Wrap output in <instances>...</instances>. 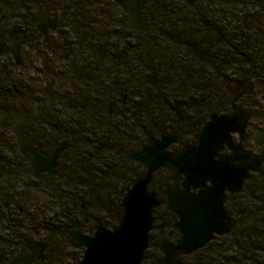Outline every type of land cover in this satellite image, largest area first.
Here are the masks:
<instances>
[{
	"label": "flooded vegetation",
	"instance_id": "af4514ba",
	"mask_svg": "<svg viewBox=\"0 0 264 264\" xmlns=\"http://www.w3.org/2000/svg\"><path fill=\"white\" fill-rule=\"evenodd\" d=\"M119 1L125 0H0V117L9 111L34 116L37 107V119L20 125L27 143L39 154L67 145L59 175L35 177L12 130L14 118L0 120V180L6 177L8 190H15L17 183L38 191V181L54 180L63 169H69L72 179L76 169L78 179L122 180L129 192L147 174L133 155L150 137L176 134L167 153L178 157L198 146L212 116L229 117L237 111L248 116L246 138L241 142L236 133L232 141L242 144L253 160L264 159V140H258V133L264 134V0H126L141 5L145 28L138 29H131ZM43 15L57 26L47 28L46 34L40 31ZM55 35L61 44L51 39ZM14 41L24 43L13 47ZM106 42L110 47H98ZM70 59L86 67L88 78L71 74ZM201 82L209 83L211 90H193ZM51 83L56 95L52 101L46 94ZM43 131L55 139L44 142ZM32 132H37L36 146L42 144L38 149L27 139ZM105 146L108 154L97 152L90 161L92 153ZM220 155L229 157L232 151L224 146ZM106 161L114 164L107 175ZM157 175L162 176L160 193L151 191ZM247 175L241 190L224 192L226 218L220 223L228 224L229 232L214 233L204 248L182 254V264H206L197 256L208 247L211 264H264V162ZM185 180L184 175L175 180L167 167L157 171L150 184L160 202L153 210L150 233L156 242L152 264L163 260V241L176 245L182 239L176 228L181 220L169 208V193L184 190ZM70 185L69 191L83 200L87 193L74 187L75 182ZM199 190L191 187L190 193ZM90 194L81 204L82 224L72 230L81 229L88 237L102 226L98 222L103 215L112 214L118 222L121 214V204L115 210L99 196L93 203ZM19 242L10 257L28 252ZM48 250L47 245L44 257Z\"/></svg>",
	"mask_w": 264,
	"mask_h": 264
},
{
	"label": "water",
	"instance_id": "95a60500",
	"mask_svg": "<svg viewBox=\"0 0 264 264\" xmlns=\"http://www.w3.org/2000/svg\"><path fill=\"white\" fill-rule=\"evenodd\" d=\"M128 13L131 29L145 28L141 17V5L135 7L133 2L119 1ZM47 15L40 16V31L47 33V28L56 29V22L50 21ZM78 31L77 25L74 26ZM82 37V43L85 40ZM24 41H14L13 47H20ZM17 58V54L15 52ZM71 74L79 79L88 78L86 67L77 66L70 59ZM49 80V79H48ZM158 87L156 76L152 77ZM46 94L52 101L56 96L53 83L46 87ZM12 116L15 124L12 128L17 135L21 151L31 163L35 177L43 173L59 175V161L67 145L54 149L49 154L37 153L25 140L20 129L23 122L30 123L37 119L38 109L34 116L17 111L5 112L3 121ZM248 116L236 112L229 117H211V122L203 129L198 146L185 151L178 157L167 153L169 146L176 142V134L159 133L160 140L150 137L149 144L133 155V160L147 167L145 178L138 181L128 192L120 206L118 226L113 230L97 226L92 237L84 236L81 229L70 233V244L75 249H84V256L78 264H143L149 248L150 233L153 230V210L160 205L156 195L149 187L154 174L163 168H170L175 180L180 181L184 175V190L169 193V208L176 213L181 222L176 228L182 233V239L176 244L163 241L160 249L164 254L160 264H182L181 255H189L209 244L214 233L222 235L229 232L228 224L220 222L225 219L223 196L226 190L238 192L249 171H257L263 160H253L242 144H234L232 134H239L241 142L246 138ZM258 140H264V134L258 133ZM260 140V143L262 142ZM227 146L232 155L223 157L220 152ZM218 158V161L216 160ZM245 165L244 167H241ZM256 165V166H254ZM1 176V173H0ZM211 186H206V183ZM200 189L198 194H191L190 188ZM218 198V203L215 198ZM217 205V207H215ZM217 221V222H216ZM28 249L19 256H11L2 264H33L36 259L44 260L47 245L34 244L30 241L17 243Z\"/></svg>",
	"mask_w": 264,
	"mask_h": 264
},
{
	"label": "rangeland",
	"instance_id": "374dc122",
	"mask_svg": "<svg viewBox=\"0 0 264 264\" xmlns=\"http://www.w3.org/2000/svg\"><path fill=\"white\" fill-rule=\"evenodd\" d=\"M58 38L59 35L51 37L56 45H59V43L61 44ZM111 44V42H106V44L101 43V46L98 47H109ZM57 70L59 69L57 68ZM43 86L45 87L46 84L44 83ZM75 171L78 172L76 169ZM76 175L78 176L79 174H75L73 177H77ZM161 180V175L155 176L154 182L151 186L152 192H161V188L159 189V185L160 183H162ZM28 181L31 183L34 182L31 180ZM73 182H75L74 187H79L80 190L84 191L87 194L92 193L95 196H99L100 202L102 204L112 207L115 210L118 209L121 202L123 201L128 187L122 180H113L109 178H93L88 182L82 180L81 178H73ZM9 184L10 183L6 181L5 176L0 180V211L4 212L7 215L6 220H12L13 222L11 223L14 226L15 230H20L23 233L25 232L29 234L31 239L42 242L43 240H47L48 235L44 233L43 230H41V223L46 222V220L48 219H51L53 217L54 211L49 210L48 206H46V198L42 194H40L39 191L32 189L30 190L28 188L24 190L25 184L18 186L17 183H15V190L10 191L8 190ZM74 189L76 190V188ZM87 194H83L84 198L82 200V203L87 202ZM42 214H44V216ZM2 215L3 214L0 215V239L5 237V239L8 240V236L11 234L8 229H5L8 228V223L7 221L6 223L2 222ZM98 223L110 230H113L118 226V222L115 223L113 217L112 219H109L104 215L100 218V221ZM28 230H33V232H30ZM93 232L90 233V236H92ZM37 233L38 235H35ZM12 236L13 235H11V237ZM52 242L59 251V259L62 261V264H78L81 262L84 256V249H75L70 245L69 242L67 243L63 239L53 240ZM155 243V241L153 242L152 240H150L149 248L147 250L148 252L146 251L147 253L145 254L143 264H152L155 258ZM20 250L21 249L18 248L16 251L20 252ZM210 253L211 247H208V249L199 254L197 258L203 260V262H205L206 264H211Z\"/></svg>",
	"mask_w": 264,
	"mask_h": 264
},
{
	"label": "trees",
	"instance_id": "16d2710c",
	"mask_svg": "<svg viewBox=\"0 0 264 264\" xmlns=\"http://www.w3.org/2000/svg\"><path fill=\"white\" fill-rule=\"evenodd\" d=\"M110 47V46H109ZM195 91H204L208 92L211 89V86L209 83L201 82V84H198L197 87H194ZM36 133L37 132H32L31 138L27 137L28 141L31 142L37 149L39 146L42 144H36L34 143V140L36 139ZM42 140L44 142L46 141H51L54 138V134L51 132H46L43 131L42 133ZM33 139V140H32ZM38 139V138H37ZM104 149V151H103ZM110 148L105 146L104 147H99L97 150L92 153L90 161H93V157L96 158L98 155H96L97 152H106ZM106 166V171L105 175H107L108 171L114 166L113 162H108L106 161L105 163ZM66 167V166H65ZM69 169H63L61 172V175L59 177L54 178V180H40L38 181L41 184L40 194H42L46 198V206H48L49 210H53L54 214L51 219L46 220V222L41 223V230H43L44 233L48 235L47 240H43V243H46L49 246L48 252L45 254V259L44 260H39L37 259L33 264H62V261L59 259V251L56 246L53 245V240H58V239H63L65 242H69V233L77 228L80 227L82 224L81 221V215H82V210H81V204H82V199L78 195H73L69 190L71 188L70 183L73 182V177L72 179L69 178L68 172ZM86 172V171H85ZM89 172V171H87ZM86 172V173H87ZM75 174H78L76 172ZM74 174V175H75ZM73 175V176H74ZM76 178V177H75ZM74 178V179H75ZM82 180H85L86 182L90 181L93 178H81ZM129 188L127 187V192ZM126 196V194H125ZM90 197L93 199V203H95V195L90 194ZM88 208L91 207V205H87ZM110 213V212H109ZM2 218V222L8 223V229L10 231L9 239L1 238L0 239V264L5 262L12 254L13 250L15 249V241H24V240H32L29 234L23 233L20 230H15L14 226L12 225L11 222L12 220H6L5 213L0 211V215ZM44 216V214H42ZM113 215L110 214L108 216L109 219H112ZM5 219V220H4ZM52 222V223H51ZM114 222L116 223L117 220L114 219ZM11 223V224H10ZM51 223V224H50ZM10 224V225H9ZM4 229V230H5ZM20 229V228H18ZM12 230V231H11ZM30 231V230H28ZM22 232V233H21ZM30 232H33L31 230ZM38 235V234H35ZM34 235V236H35ZM50 238V239H49ZM148 252V251H147ZM146 252V253H147Z\"/></svg>",
	"mask_w": 264,
	"mask_h": 264
}]
</instances>
